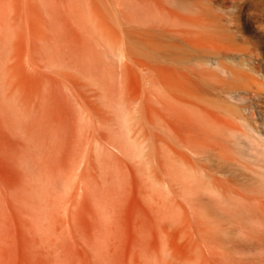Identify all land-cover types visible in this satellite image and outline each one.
Wrapping results in <instances>:
<instances>
[{
	"label": "rangeland",
	"instance_id": "obj_1",
	"mask_svg": "<svg viewBox=\"0 0 264 264\" xmlns=\"http://www.w3.org/2000/svg\"><path fill=\"white\" fill-rule=\"evenodd\" d=\"M217 2L256 45L249 85L264 90V21L249 0ZM142 3L0 0V264H264V196L226 179L264 180L227 134L211 151L213 107L164 54L195 27Z\"/></svg>",
	"mask_w": 264,
	"mask_h": 264
},
{
	"label": "bare ground",
	"instance_id": "obj_2",
	"mask_svg": "<svg viewBox=\"0 0 264 264\" xmlns=\"http://www.w3.org/2000/svg\"><path fill=\"white\" fill-rule=\"evenodd\" d=\"M226 1L227 0H220V2L218 3L216 0H143L142 3L143 9L141 12L144 13L145 17H147L151 12L150 9L151 5L156 4L162 7L164 10H166L167 13L170 12V13H180L182 15L184 14L183 16L186 15L187 18L190 20V22H192L191 24L185 21V23H187L188 25L191 24L190 26L191 30H192V26L193 28L195 27L194 31L190 33L191 36L189 41L187 42L186 50L181 48L180 45L175 44L174 42H170V43L168 42L164 45V54L170 58L172 55H177V57L180 60H184L187 67V82L189 89L191 91H195V96L197 98L203 100L207 105L213 107V111L209 113L211 115L209 117V120L207 118L208 124L205 122L204 125L205 131L201 127V129L205 132L204 133V135H206L205 138L207 137L206 139H208V147L211 148V151L212 149H219L222 148L223 146L220 142L214 141L215 136L220 134L221 135L227 134L230 138L228 140V147L230 151L231 150L235 151V147L239 148L241 147V145L249 149V151L246 152L247 157L252 161L256 169H252L251 167H247V166L245 167L252 170V173H256L254 174L256 175L254 176L256 177L254 178L255 180L258 179L257 178L258 176V177H262V179L260 180L263 181L264 180V90H259L258 88L252 89V87L249 85L252 79L250 77L251 72L261 73L262 71L260 65L255 64L256 60H258V57H260V55H258L259 51H256L257 49L255 48L256 45L254 43H252V53L249 48L241 47L242 45L239 46L237 42L238 34L231 24L232 19L229 18L225 13L217 12L214 10L215 2H217V4L221 6H225L224 4ZM242 1L243 0H233L235 5L241 4ZM249 2L252 7V11L259 16V19L261 21H264V0H249ZM154 8H156V6L153 7V11H155ZM148 11L150 12L148 13ZM162 12L163 11L161 10V15H163ZM167 13H165V15L169 17L168 15L169 13L168 14ZM150 16L154 17L153 14H151ZM156 16L157 15H155V17ZM159 17H163V16H159ZM148 18L151 21L152 18L150 17ZM157 18H155V20ZM173 18L175 19L177 17L174 16L171 19ZM174 19L173 21L176 22V20ZM155 20L153 19L154 22L152 24L156 23ZM164 20H161L160 23ZM159 21L157 20V22ZM168 21L171 22V20L167 19V21H164V23ZM180 21H182V19H180ZM178 23H176L175 26L172 25L171 26L177 28L181 27V25H179ZM177 24L179 26H177ZM187 24H185V26H187ZM171 33L174 34L173 31ZM181 33L184 34L183 32ZM226 59H229L231 62H227ZM232 63L238 65L239 68L235 65H232ZM155 80L156 78H154V82ZM150 81L149 82L146 81L148 82L147 84H149ZM158 84L160 87V83ZM164 91L163 92L161 91L162 92L161 94L165 93ZM149 94H154V92L152 93L150 91ZM160 96L163 97V95ZM172 102L174 103V101ZM227 103H232L235 105L234 107H230V106L228 107L225 106V104ZM223 104L224 106H222ZM181 108L183 107L181 106ZM181 113L179 112V114L178 113H174V114H178L179 117ZM182 114L185 115L184 113ZM180 118H182V116ZM184 119L185 118H183L182 120ZM186 122L187 121H185V123ZM233 161L234 163H240V157L239 159L234 158ZM231 164H232V160H231ZM240 167H242V165ZM208 170L212 171L210 167ZM210 173L208 174L209 175L208 177H210L211 180L216 179V177ZM236 174L237 173L234 172L233 173L234 176L230 175L231 177L226 179V182L230 184V186L240 185L241 187H243V189H245L243 191H239V190L235 191L234 193L236 195L240 196L241 198L242 197L244 198L247 197L246 196L247 193H245V191H248L249 193H252V198H260L264 196V186H259L260 184L258 185L256 184V186H254L255 182L254 184L250 183L249 181H251V179L246 178L244 176L243 178H241L243 179L242 180L243 184H241L239 182L240 175L237 176ZM260 180L259 181L256 180V181L258 183H262L260 182ZM251 182H253V180ZM258 206H260V204ZM254 212L255 214L257 212L264 213V209L260 208L259 211L256 210Z\"/></svg>",
	"mask_w": 264,
	"mask_h": 264
}]
</instances>
